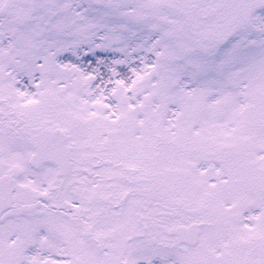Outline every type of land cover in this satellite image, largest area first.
<instances>
[{"label":"snow or ice","instance_id":"obj_1","mask_svg":"<svg viewBox=\"0 0 264 264\" xmlns=\"http://www.w3.org/2000/svg\"><path fill=\"white\" fill-rule=\"evenodd\" d=\"M0 264H264V0H0Z\"/></svg>","mask_w":264,"mask_h":264},{"label":"rangeland","instance_id":"obj_2","mask_svg":"<svg viewBox=\"0 0 264 264\" xmlns=\"http://www.w3.org/2000/svg\"><path fill=\"white\" fill-rule=\"evenodd\" d=\"M86 66V65H85Z\"/></svg>","mask_w":264,"mask_h":264}]
</instances>
